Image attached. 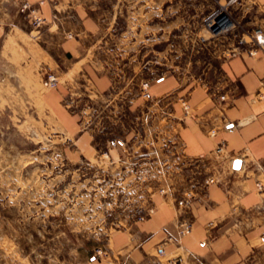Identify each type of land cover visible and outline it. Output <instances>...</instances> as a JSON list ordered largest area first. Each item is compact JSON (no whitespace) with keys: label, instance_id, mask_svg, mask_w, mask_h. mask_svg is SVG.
I'll use <instances>...</instances> for the list:
<instances>
[{"label":"crops","instance_id":"crops-1","mask_svg":"<svg viewBox=\"0 0 264 264\" xmlns=\"http://www.w3.org/2000/svg\"><path fill=\"white\" fill-rule=\"evenodd\" d=\"M180 1L167 7L170 12L196 0ZM206 1L199 0L198 8ZM24 2L44 18L40 28H31ZM144 2L0 0V63L9 79L18 77L10 70L16 61L55 70L61 83L42 100L79 141L97 142L108 124L91 127L89 117L84 131L80 115L65 107L68 93L77 95H71L76 104L81 94L93 97V118L102 107L111 124L119 122L126 144L138 149L150 143L156 165L167 164L168 177L152 196V215L115 231L110 246L117 260L99 264H264V52L223 58L218 76L201 83L164 76L148 82L147 96L137 83L129 102L118 109L111 95L126 89L116 86L119 73L125 63L138 62V46L143 47L128 40L118 20L134 14L138 30ZM149 2L151 14L158 15L160 0ZM234 2L249 28L264 29V0ZM139 25L140 30L143 22ZM133 46L135 54L128 51ZM182 102L188 104L186 114ZM220 143L231 160L213 153ZM235 160H240L238 169Z\"/></svg>","mask_w":264,"mask_h":264},{"label":"rangeland","instance_id":"rangeland-1","mask_svg":"<svg viewBox=\"0 0 264 264\" xmlns=\"http://www.w3.org/2000/svg\"><path fill=\"white\" fill-rule=\"evenodd\" d=\"M147 1L144 16L138 20L139 28L143 22L142 29L136 30L134 14H124L118 20V27L127 29L128 40L143 45L138 46V62L134 58L125 63L119 73L121 82L116 86L126 89L122 95H111L118 109L129 102L137 83L143 84L147 96L152 79L175 76L201 83L218 76L227 49L243 31L256 27L245 24L241 6L234 0H207L202 9L199 0L194 2L196 8L195 4L188 6L192 1L181 0L188 4L175 13L167 7L171 3L178 6L179 0H160L158 15L151 14ZM221 6L239 25L229 34L212 38L205 21ZM21 8L27 11L31 28H40L44 18L36 8L27 2ZM33 14L43 18L40 25L34 24ZM132 49L135 46L128 47V51ZM10 70L18 77L7 78L8 69L0 63V264L117 260L110 246L113 233L152 215V196L159 181L168 177L167 164L156 165L150 143L138 149L126 144L119 122L111 124L109 112L102 107H96L93 118V97L81 94L76 104L68 93L63 95L65 107L68 113L80 115L84 131L89 117L91 127L94 122L103 126L105 120L108 124V133H97V142L79 141V134L61 124L56 112L42 100L61 83L55 70L17 61ZM48 74L57 78L55 85L49 84ZM181 105L186 114L188 104ZM136 150L144 154L136 155ZM158 253L164 250L158 249Z\"/></svg>","mask_w":264,"mask_h":264},{"label":"built area","instance_id":"built-area-1","mask_svg":"<svg viewBox=\"0 0 264 264\" xmlns=\"http://www.w3.org/2000/svg\"><path fill=\"white\" fill-rule=\"evenodd\" d=\"M27 8V5L24 4ZM33 22L37 26L43 22V18L37 14H33ZM239 23L229 17L228 13L221 6L205 21V28L212 38H219L226 34H229ZM235 42V41H234ZM232 43L230 48L227 49L224 54V58L236 56L242 52H247L250 55H255L258 52H264V29L262 27H255L252 30L243 31L238 37L236 43ZM48 82L51 85H55L57 78L53 74H48ZM187 109V106H185ZM213 153L223 158H229L225 156V145L220 143L216 146ZM257 166L262 168V164L257 162ZM189 228V225L186 226ZM186 230V229H185Z\"/></svg>","mask_w":264,"mask_h":264},{"label":"water","instance_id":"water-1","mask_svg":"<svg viewBox=\"0 0 264 264\" xmlns=\"http://www.w3.org/2000/svg\"><path fill=\"white\" fill-rule=\"evenodd\" d=\"M237 161L240 162V160H235L234 163H233V167H234L235 169H238V168H239V167L236 166V162H237ZM239 166H240V164H239Z\"/></svg>","mask_w":264,"mask_h":264},{"label":"snow or ice","instance_id":"snow-or-ice-1","mask_svg":"<svg viewBox=\"0 0 264 264\" xmlns=\"http://www.w3.org/2000/svg\"><path fill=\"white\" fill-rule=\"evenodd\" d=\"M239 164H240V162H239V161H237V162H236V166H237V167H239Z\"/></svg>","mask_w":264,"mask_h":264}]
</instances>
